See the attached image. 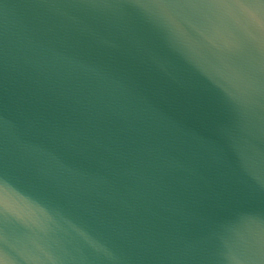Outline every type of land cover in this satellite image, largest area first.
<instances>
[{
  "label": "water",
  "instance_id": "obj_1",
  "mask_svg": "<svg viewBox=\"0 0 264 264\" xmlns=\"http://www.w3.org/2000/svg\"><path fill=\"white\" fill-rule=\"evenodd\" d=\"M0 264H264V0H0Z\"/></svg>",
  "mask_w": 264,
  "mask_h": 264
}]
</instances>
